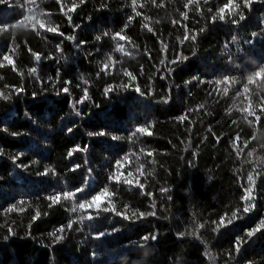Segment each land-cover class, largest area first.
<instances>
[{
	"label": "trees",
	"instance_id": "trees-1",
	"mask_svg": "<svg viewBox=\"0 0 264 264\" xmlns=\"http://www.w3.org/2000/svg\"><path fill=\"white\" fill-rule=\"evenodd\" d=\"M73 3L79 0L0 5V24L31 17L28 8L45 22L34 30L29 19L0 33V94L10 97L0 98V264H264V231L245 235L264 218V82L247 81L264 67V0L250 8L236 0L246 17L238 24L212 21L227 0H196L188 8V0H136L135 6L132 0H84L68 13L70 22L61 6ZM116 33L126 39H113ZM186 33L196 39L184 40ZM118 44L124 52L115 50ZM105 63L107 73L100 71ZM225 76L235 82L218 92L215 81ZM109 87L114 91L105 95ZM249 101L253 116L241 111ZM148 125L151 135L129 139L137 126ZM100 131L107 135H88ZM46 168L56 174L38 175ZM117 171L121 182H110ZM78 187L85 195L76 200L52 204L48 198ZM104 187L114 195L102 207L114 205L122 215L72 211ZM249 187L255 210L216 231L221 217L243 208ZM141 212L155 215L137 218ZM69 221H75L71 229ZM152 235L157 239H142ZM237 237L248 240L239 253Z\"/></svg>",
	"mask_w": 264,
	"mask_h": 264
},
{
	"label": "snow or ice",
	"instance_id": "snow-or-ice-1",
	"mask_svg": "<svg viewBox=\"0 0 264 264\" xmlns=\"http://www.w3.org/2000/svg\"><path fill=\"white\" fill-rule=\"evenodd\" d=\"M57 2L61 3V0H57ZM194 2H196V0H188V3L185 5V8H188L189 5L194 3ZM207 2H208V0H204V3H207ZM83 3H84V0H79V4L73 3L71 5V7H67L66 10H65V6L62 4L61 11L64 12L65 15H68V13H74L76 11V9L80 6V4H83ZM132 3L135 6L136 0H132ZM252 3H253V0H243V6L245 8H250ZM3 4H8V0H0V5H3ZM9 6H11V5H9ZM239 8H240V4L236 3V0H227V3L223 4L222 6H220L217 9L216 14L213 15V17H212V21L215 22L217 18L220 21H225L226 19H231V23L238 24L240 21H244L246 19V17L243 14V12H239L238 11ZM27 11L29 13H33V15L31 17L24 16V17L21 18V20L17 21L14 24H11V25L0 24V33L9 32L13 28L25 27L26 26L25 25V21H27L29 19L32 20V28L34 30L37 29V25H39V28H42V29L45 28V22L42 19L37 18L36 14L33 11V8H28ZM133 11H135V7H133ZM136 14L139 15L138 12ZM237 15H238V19L232 18V17L237 16ZM183 16H184L185 19H187V13L186 12L183 14ZM68 19L71 22V20H72L71 15H68ZM129 20H131V17L129 18ZM173 23H176V21H173ZM76 27H79V26L77 25ZM145 27H148V26L145 25ZM148 30L152 31L151 28H148ZM46 31H48V32H58V29L55 28V27H47ZM201 31H203V29ZM60 34L63 35L62 33H60ZM104 35L107 36L108 33H104ZM252 35L255 36L256 33H253ZM117 38L119 40H125L126 39V37L123 36L121 33H116L113 36V39H117ZM69 39H73V37H69ZM188 39L195 40L196 36L195 35L189 36L186 33L185 36H184V40H188ZM233 39H235V37ZM96 40L97 41L101 40V36H96ZM83 43L84 42H80L77 46L79 47ZM181 43H183V40L181 41ZM57 50L59 51V47L57 48ZM115 50L117 52H124V46L122 44H118ZM33 55L36 57L37 61H39L41 59V57L38 54L33 53ZM181 59L182 60H186L187 57H181ZM3 60L7 61L8 64L13 65V70H15V62L11 58V56L6 54V55L3 56ZM108 60L112 61V56L111 55L108 56ZM175 62L176 61H173V63H175ZM162 63H163V61H162ZM2 66L3 65L0 64V67H2ZM107 70H108V64L105 63L101 67L100 71L107 73ZM169 71H171V69H169ZM29 73L34 75L36 73V69L35 68L29 69ZM57 75H59V72H57ZM124 75L128 76L130 79H135V77L132 76V74L127 72V71L124 72ZM81 79H83V77H81ZM193 79H197V78L193 77ZM247 81H248V85L255 84L258 81L264 82V67H259L253 74H250L247 77ZM199 82L200 83H204L205 81L201 80ZM207 82L208 83H212V81H207ZM234 82L235 81L232 78L228 77V76H225L222 80L218 79V80L215 81V84L217 85V89L216 90L219 92L220 91V87H219L220 85L227 86V85H230V84H232ZM67 83H70V82H67ZM123 87L127 88L128 86L124 85ZM20 91H22V89H17L16 90L17 93H19ZM63 91L64 92H68L69 89L67 87H65L63 89ZM113 91H114V89L109 87L108 89H106L105 95H109ZM136 91L141 96L145 95V93H143L139 88H136ZM222 91H223L224 95H227L228 94V87H224L222 89ZM243 91H244V93H248L249 92V88H248L247 85H245ZM210 95H211V93H210ZM237 95H240V93H237ZM0 98H2L4 100L10 99L9 96L3 95V94H0ZM84 98L87 99V93H85V97ZM79 102H82V101H79ZM164 102L167 103V100H165ZM200 107L203 108L204 106L201 105ZM229 111H231V109H229ZM241 111L246 112L248 116H253L255 114L254 111L251 110V102L250 101H249V107L243 108V109H241ZM262 111H264V109H262ZM77 115H81V113L77 112ZM180 119L183 121V120L187 119V116H182ZM256 119L259 120L260 117L257 116ZM150 127H151V125H148V126H137L135 131L129 137V139H132V137H135L137 135V133L142 134V135L143 134L151 135L152 133L149 130ZM68 131L71 132L72 129H69ZM14 135H16V134L14 133ZM88 135L89 136L98 135V136H102L103 137V136H106L107 133L105 131H100L98 133L89 132ZM119 139H121L119 136H112V140H114V141L115 140H119ZM239 139H240V137L237 136L236 137V141L239 142ZM86 149H87V145H85L83 148H81L80 146H76L73 149V152L84 151ZM73 152H69V156H71L73 154ZM147 154L149 156L152 155L151 152H148ZM248 155L251 156L252 153L249 152ZM18 159H19V156L15 157L13 159V162L15 163ZM127 159H128L127 156L123 157V160H127ZM17 166L18 167H27L26 165H19V164ZM116 166H117V168L123 167V164H122L121 160H117L116 161ZM79 167H80L79 165H76L72 170L75 171ZM49 172H51L53 175L56 174L52 169L46 168L43 172L38 173V175L46 176V175L49 174ZM128 175L132 176V173L129 172ZM141 175H143V173H141ZM121 179H122V173H120L119 171L113 173L109 177V181L110 182L120 183ZM248 180L250 182L254 183V177L252 175L248 176ZM123 182L126 183V184H132L133 183L132 180H128V179H124ZM85 183L87 184L88 181L86 180ZM136 183H137V185L140 188H143V185L139 184V180H137ZM163 191H167V189H164ZM82 195H85V188L78 187L74 191H71V190L70 191H64L63 193H57V194H55L53 196H50L48 198L51 200L52 204H58V203L61 202L62 199L63 200H76L78 197H80ZM113 195H114V193L109 192L108 187H104L99 192H95L94 194L86 196V198L83 199V200H80V202L78 204H74L73 207H72V211L76 212L77 209L83 210V211H87L89 209H94L97 212V214H99V212L103 211V212H115L116 215H122L120 212L116 211L114 205H109L107 207H102V204H104L105 199L106 198H110ZM242 200L244 201L243 208L237 209L236 211L232 212L231 216L228 217V218L221 217L220 221L216 225V229H215L216 231H219L221 228L228 227L229 225H233L235 221L243 219L245 216L249 215L250 213H252L255 210V208H256L255 196L253 195V188L252 187H249V188L245 189V195L242 197ZM21 203H23V202H21ZM15 209H16V205H13L8 210L9 211H13ZM20 210L23 211V209H20ZM39 215H40V213L37 212L36 215H34L32 217V219L35 221L39 217ZM132 215L135 217L136 213L134 212ZM145 215H155V213H147L146 214V213L141 212V213H139V216L137 218H143ZM86 218L91 220L94 217L91 214H89V215H87ZM123 218L124 219H131V217H129L126 214L123 215ZM79 219L82 221V220L85 219V217L84 216H80ZM73 223H75V221H69L67 227L69 229H71L72 226H73ZM201 227H203V226L201 225ZM64 230H65L64 228L59 229L60 232H63ZM113 231H116V229H113ZM261 231H264V218H261L259 223L255 227H253L251 229H247L245 231V235H246L247 238L251 239L252 237H254L257 233H259ZM8 232H9V236L15 234L11 228L8 229ZM100 235L102 236V235H104V233H100ZM62 239H63L62 235L56 237V241L57 242H59ZM142 239L144 241H148L149 239L156 240L157 236H155V235H152L151 237L144 236ZM247 242H248V240H245L243 237H237V239L235 241V244H234V247H235L237 253H239L242 245L247 243Z\"/></svg>",
	"mask_w": 264,
	"mask_h": 264
}]
</instances>
